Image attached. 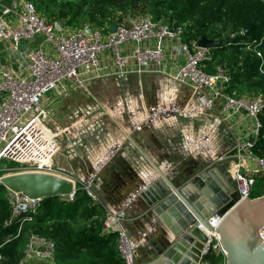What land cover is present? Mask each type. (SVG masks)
<instances>
[{"label":"built area","instance_id":"2783aa9c","mask_svg":"<svg viewBox=\"0 0 264 264\" xmlns=\"http://www.w3.org/2000/svg\"><path fill=\"white\" fill-rule=\"evenodd\" d=\"M11 15L18 17L15 27L7 20ZM116 23L117 31L110 32L109 40L102 43L99 30L92 28V32H85L89 26L57 39L55 33L63 29H59L56 22L49 23L40 16L30 0L14 2L0 15V45L6 40L11 41L12 50L18 56V62L20 61L19 66H24L27 71L23 75L11 66L0 68V165L4 162L6 167L3 170L8 171L3 176L26 172L59 175L55 169V159L61 151L59 135L63 131H51L48 125L49 113L43 99L49 92L62 94L69 91L65 83H71L76 88H86L94 80L107 77L110 72L101 58L107 50L113 52L115 63L121 68L127 67L129 60L133 59L138 65L135 73L152 72L150 65L161 66L166 58V42L171 41L176 43L185 57L184 66L173 79L181 85L191 87L197 103L196 108L187 109L186 115L195 118L201 115L202 110L209 111L217 107L222 122L233 123L230 127L242 121L249 122L251 135L247 138L253 139L247 141L240 135L236 145L220 157H217L215 144L207 135L188 136L184 141L210 157L213 165H227L228 172L238 185L241 200L256 198L254 196L259 191L260 183L258 178L264 177V158L257 157L253 149L263 128L260 114L264 110V97L261 94L254 97L227 94L230 78L226 71L221 67L213 74L204 70L213 58L212 51L210 48L199 47V42L185 43L182 39V26L172 27L161 22L154 24L153 18L149 16L131 15L124 16ZM37 36L51 42L55 53L49 56L50 51H44L41 45L33 48L25 44L33 42ZM131 43L136 44L135 48L129 56H124L123 47ZM157 72L162 73L160 68ZM175 104L177 103L172 102V106L151 114L149 117L153 124L158 123L157 119L161 122L172 119L176 113L173 107ZM161 112L164 116H161ZM134 114L132 113L133 116ZM118 116H123V113L119 112ZM248 163L255 164V168L249 167ZM8 165H13V168L7 167ZM90 188L87 185L85 190L95 199ZM78 189L65 199L74 202ZM8 199L13 213L6 226H10L24 214L35 213L42 203L10 191ZM30 220L32 217L21 220L20 229L25 221ZM122 220L123 211H114L104 221V226L118 235L119 251L124 263L136 264L137 248L133 247ZM221 222L220 217H214L210 221L211 229H204L209 241L201 264H210L209 257L226 256L217 232ZM55 249L53 241L32 234L25 254L28 258L51 260ZM223 261L225 264L226 259Z\"/></svg>","mask_w":264,"mask_h":264},{"label":"crops","instance_id":"0c3cea01","mask_svg":"<svg viewBox=\"0 0 264 264\" xmlns=\"http://www.w3.org/2000/svg\"><path fill=\"white\" fill-rule=\"evenodd\" d=\"M18 1L20 0H0V15L6 8ZM12 21L11 23H14ZM36 42L35 39L31 43L25 44L34 45L33 48L39 47L40 44ZM134 48L133 44H128L123 47L122 54L129 56ZM101 58L103 65L108 67L110 74L96 80L119 79L120 84L118 85L117 94L121 87L124 92H130L128 94H131L132 97L129 98L128 95L129 99L122 100L121 103L117 102L116 99H112L111 103L103 102V100H100L105 98L102 92L111 90L106 89L105 91L104 89L103 91L99 87L103 85H92L91 87V83L82 89L72 86L71 83H65L64 85L69 87V91L62 94L53 92L54 96L52 97L45 96L43 103L49 113V127L50 122H55L56 119L58 124L55 127L57 128L52 129L63 131L59 135L62 147L55 159V169L59 175L77 181L78 188L86 187V183L90 182V187L93 189V195L95 196V199L92 198L90 209H94L95 212L86 220H90V222H93V220L102 221V233L106 238L113 233L104 226V221L112 212L123 211L122 223L133 247L137 248L136 260L138 263L144 264L147 260L142 251L145 250L146 252L152 249L148 241L155 238L164 247L167 243L164 235L169 233L164 226L165 222L163 223L159 216L153 214L150 210L145 211L140 204L139 188L145 183L150 185L151 180L157 178L152 163L155 165L160 164L159 168L162 171L177 169L186 172L187 168L189 170H193V168L185 166L184 163L194 157L199 164L203 165L200 170L211 168L213 164L210 157L188 145L187 141H184L185 138L189 135L200 134L202 137L209 136L217 149V157H220L236 145L240 135L244 140L251 141L247 138L251 135V127L249 122L243 121L230 127L229 125H233V123L226 124L222 122L217 107L210 109L204 116L190 118L191 121L185 129L188 134L185 133V137L176 133V129L179 128L180 124L179 120L176 117L174 118V115L172 120H165L159 126L153 124L148 115L141 119L129 116L135 112L140 113L141 106L143 109L147 108L151 115V112L154 113L162 108L166 109V107L172 106V102L177 103L173 107L180 111L186 108H196L197 103L191 87L181 85L173 79L185 64V57L175 42H166L165 61L160 67L155 64L150 65V71L152 72L148 73H135L134 71L138 68V65L133 59L129 60L127 67H119L115 63L113 52L104 53ZM19 63L18 56L12 50V42L8 40L2 42L0 45V68L11 66L20 74L26 75L25 67L19 66ZM158 68L161 69L162 73L157 72ZM131 80H135L137 84L138 82L142 83L144 86L140 88H143L144 93L149 90L147 87L153 86L151 91L154 94L149 95L150 99H158L159 94L155 93L156 90L165 94L168 93V97L172 98L166 100L164 105L159 102L158 104L152 102L150 107L151 104L148 102L145 107V100H136L138 95L134 97V92L139 84L131 83ZM128 81L131 84H127ZM163 87L168 88L164 90ZM74 92L83 94V98L87 97V101L85 99L78 102L80 98L74 100L68 103L70 110H72L71 114L63 110L60 114L56 112L53 116L51 110L55 106L59 107L60 103L71 97ZM246 94L249 96V93ZM254 96L250 95V97ZM119 112L128 114V118L118 116ZM105 118L109 120L107 126L99 125ZM198 121L201 124L203 123L199 129L196 127ZM135 123H138V126H135ZM141 126L145 127L147 131H144V133L135 131L141 130ZM140 148L149 156L152 161L151 164L142 155ZM250 164H252L251 168L255 167V164L248 163L249 167ZM62 199L65 200V198ZM117 247L119 248V239Z\"/></svg>","mask_w":264,"mask_h":264},{"label":"trees","instance_id":"16d2710c","mask_svg":"<svg viewBox=\"0 0 264 264\" xmlns=\"http://www.w3.org/2000/svg\"><path fill=\"white\" fill-rule=\"evenodd\" d=\"M30 1L47 22L63 20L65 26L76 30L89 26L110 33L111 25L126 15L149 16L172 27L182 26L185 43L199 42L203 36L220 41L211 49L213 58L204 70L213 74L218 67L224 69L230 78L226 93L231 96L249 93L264 97V0ZM246 28L249 31L244 33ZM260 121L263 128L253 152L264 158V110ZM3 167L4 162L0 177L8 173ZM258 180L259 191L264 192V177ZM92 201L85 187L79 188L74 202L50 197L42 201L35 213L24 214L6 226L13 211L8 190L0 183V264H20L32 234L55 243L54 256L60 264H125L117 247L118 235L113 233L106 238L102 221L86 220L95 212L90 209ZM27 217L32 220L25 221L20 229L19 222ZM209 263L224 261L213 257Z\"/></svg>","mask_w":264,"mask_h":264},{"label":"water","instance_id":"95a60500","mask_svg":"<svg viewBox=\"0 0 264 264\" xmlns=\"http://www.w3.org/2000/svg\"><path fill=\"white\" fill-rule=\"evenodd\" d=\"M157 22L154 17L153 23ZM56 25L63 29L65 23L58 20ZM117 28L118 24L113 23L111 33ZM247 31L249 28L244 29V33ZM85 32H92V28ZM220 43L203 36L198 44L211 49ZM140 129L147 131L143 126ZM140 151L151 164L146 152L142 148ZM152 165L157 178L139 188L140 204L145 211L159 216L169 233L164 235L167 242L164 247L155 238L148 241L152 249L142 251L147 260L144 264H201L209 241L204 229H211L214 217L222 219L217 232L226 252L225 264H264V196L241 200L227 165L216 164L200 170L203 165L194 157L184 163L193 168H187L186 172L162 171L160 164ZM0 183L10 192L40 201L53 196L65 198L78 188L74 179L38 172L8 174Z\"/></svg>","mask_w":264,"mask_h":264},{"label":"rangeland","instance_id":"374dc122","mask_svg":"<svg viewBox=\"0 0 264 264\" xmlns=\"http://www.w3.org/2000/svg\"><path fill=\"white\" fill-rule=\"evenodd\" d=\"M17 16H9V17H7V20L9 21V23L13 26V27H15L16 26V24H17V22H18V20H17ZM13 20L14 21V23H11V21ZM12 21V22H13ZM91 28V27H90ZM73 31H76V29H74V28H69V27H64L63 28V30L61 31V32H56L55 33V36H56V38L58 39L60 36H63V35H67V34H69V33H71V32H73ZM97 31V30H96ZM101 32V35H102V43H106L108 40H109V32H104V31H100ZM244 32V31H243ZM36 40H37V42L36 43H38V44H40L41 45V47L44 49V51H46V52H48V51H50V53H48V55L50 56V55H52L53 53H55V48H54V46H53V44L51 43V42H46L45 41V39L42 37V36H37L36 37ZM131 44H133L134 45V47H135V43H131ZM32 47L34 46V45H31ZM126 46H127V44H126ZM122 49V48H121ZM212 49V48H211ZM111 51L110 50H107L106 52H105V54H109ZM133 82H135L136 83V85H138L139 84V87L137 86V90L134 92V97L136 96V95H138V97H137V99L136 100H138V101H142V100H145V107H146V104L148 103V102H150V107L152 106V102H155L156 104H158V102L159 103H161V104H163L164 105V103L166 102V100H169V99H171V98H169L168 97V93H162V92H158L157 90L155 91V93L156 94H159V96H157L158 97V99H156V100H153V99H150V96L149 95H152V94H154L152 91H151V89H152V87H147L149 90H146L145 91V93H144V91H143V88H140L141 86H144L142 83H140V82H138V84H137V82L135 81V80H131V83H133ZM127 84H131V83H129V81L128 82H126ZM120 84V81H119V79H110V80H108V79H105V80H101V81H99V80H94L93 82H91V87H92V85L93 86H97V85H103V86H99L100 87V89H103V91H104V89H105V91H106V89H110L111 91H109V90H107L106 92H102L103 94V96L106 98H102V99H100V100H103V102H112V99H116V101L117 102H120V101H122V100H127V99H129L130 97H132L131 96V94H128V93H130V92H124L123 91V88H121L120 87V89H119V93L117 94V90H118V85ZM164 88V90H166L168 87H163ZM141 89V90H140ZM101 93V92H100ZM152 93V94H151ZM98 95H99V93H97ZM48 96H50V97H52V96H54V93L53 92H49L48 94H47ZM46 95V96H47ZM129 95V98L127 97ZM114 96V97H113ZM247 96V95H246ZM113 97V98H112ZM80 98V99H79ZM79 99V101L78 102H81L82 100H85L86 99V101H87V97L84 99L83 98V94H79V93H76V92H74L72 95H71V97H69V98H67V99H65V100H63L61 103H60V105H59V107L58 106H55L54 107V109L53 110H51V112L53 113V116H55V113L57 112H59L58 114H60L63 110L64 111H66L68 114H71V111L72 110H70L71 108H69V105H68V103H70V102H72V101H74V100H78ZM131 99H133V98H131ZM134 100V99H133ZM121 103V102H120ZM141 105V104H140ZM55 108H57L56 110H55ZM187 109L188 108H186V111H183V112H181L179 109H176V113H175V116H174V118L176 117V119H178L179 120V124H180V126H179V128L178 129H176V133H179V134H181V136H183V137H185L186 135H185V133H187V131H185V129L188 127V123L191 121V119L186 115V113H187ZM190 109V108H189ZM68 110V111H67ZM200 111H201V109H199ZM139 112L140 113H136L135 112V114H134V116L133 117H135L136 119H138V118H144V117H146L147 115L148 116H150V114H149V112L147 111V108H142V106H141V109L139 110ZM189 112V111H188ZM209 111H204V110H202L201 111V115H206L207 113H208ZM51 113V114H52ZM67 114V115H68ZM131 115H129V116H131ZM126 117V118H128L127 116H128V114H123V117ZM55 119V118H54ZM181 119H182V121H181ZM161 120V119H160ZM170 120H172V119H170ZM55 122H50V127H51V129L52 128H54V130L57 128V127H55V126H57V124L58 123H56V119L54 120ZM157 121H158V123L157 124H155V125H157V126H159V125H161L162 124V122L161 121H159V119H157ZM108 122H109V120L107 119V118H105V120H103V121H101V123H99V125H104V126H107V124H108ZM199 122V121H198ZM61 125V124H60ZM202 125H203V123L201 124L200 122L198 123V125H196V127L199 129L200 127H202ZM109 126H110V124H109ZM105 128V127H104ZM111 128V127H110ZM50 129V130H51ZM53 130V129H52ZM51 130V131H52ZM53 130V131H54ZM135 131H142L143 133H144V131L143 130H135ZM55 132V131H54ZM89 133H91V132H89ZM188 134V133H187ZM189 137H191V135H189ZM211 163H212V161H211ZM251 165L252 164H250V167H251ZM253 168H255V167H253ZM262 194H264V192L263 191H256V193H255V195H258L259 197L261 196H264V195H262ZM213 257H209L208 258V260H210V259H212ZM224 258V259H223ZM223 260H225V257L223 256ZM20 264H60V261H58L57 259H56V257L54 256L53 257V259H51V260H47V259H42V258H28V257H25L24 258V260L20 263Z\"/></svg>","mask_w":264,"mask_h":264},{"label":"bare ground","instance_id":"6f19581e","mask_svg":"<svg viewBox=\"0 0 264 264\" xmlns=\"http://www.w3.org/2000/svg\"><path fill=\"white\" fill-rule=\"evenodd\" d=\"M161 110H164V108H162ZM151 114H154L153 112H151ZM161 116H164V113L161 112ZM41 173V172H40Z\"/></svg>","mask_w":264,"mask_h":264},{"label":"flooded vegetation","instance_id":"af4514ba","mask_svg":"<svg viewBox=\"0 0 264 264\" xmlns=\"http://www.w3.org/2000/svg\"><path fill=\"white\" fill-rule=\"evenodd\" d=\"M136 262L138 263V261L136 260ZM139 263H141V262H139Z\"/></svg>","mask_w":264,"mask_h":264}]
</instances>
